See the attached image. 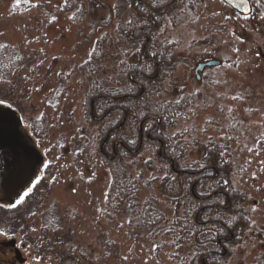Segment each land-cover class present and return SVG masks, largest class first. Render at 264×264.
Returning a JSON list of instances; mask_svg holds the SVG:
<instances>
[{"label": "rangeland", "instance_id": "1", "mask_svg": "<svg viewBox=\"0 0 264 264\" xmlns=\"http://www.w3.org/2000/svg\"><path fill=\"white\" fill-rule=\"evenodd\" d=\"M63 1L0 0V42L14 47L28 60L8 85L1 86L0 93L9 96L11 92L10 99L18 104V110L13 111L22 132L43 160L31 185L16 198L0 196V206L12 207L29 188L33 190L34 184L41 192L46 183L42 211L61 218L57 235L72 234L69 242L78 240L88 248L89 264H187L189 249L181 245L178 250L173 245L165 224L145 233L137 229L126 208L119 212L106 209L110 182L106 165L110 163L98 158L97 131L85 124L89 80L80 67L90 60L97 45L103 55L96 62L98 69L91 81L115 79L122 61L140 64L130 43L125 45L128 54L116 60L118 52L100 42L105 34L115 36L117 25L130 18L126 13L116 18L118 6H122L116 0H79L86 14L81 22L74 23L72 14L62 11ZM249 1L255 11L251 19L231 11L221 0H201L191 9L184 0L177 11L162 17L156 31L159 41L178 44L172 47L173 52L188 50L197 33L200 45L192 50L210 52L224 63L217 70L215 89L205 91L212 98L203 96L202 104L178 115L168 133L170 139L186 144L184 164L198 162L200 146H220L224 161L231 165V186L246 199L242 205L246 217L256 221L254 230L238 235L229 258L221 264H264V0ZM20 5L26 9L15 11ZM52 16L57 17L54 22H50ZM34 37V42H26ZM187 86L194 89L192 84ZM130 87L129 83L115 82L106 86L127 94ZM167 97L151 94L149 100L173 101ZM131 106L137 113V106ZM0 107L12 110L4 103ZM141 157L148 160L149 155L143 153L120 165L130 169L127 172L132 177L144 173L146 181L152 180L151 189L140 183L139 205L150 200L169 217L173 205L160 184L163 173L146 172L139 162ZM254 203L259 204V210L252 213ZM128 220L132 223H126ZM28 223L32 231L23 237L0 236V264H58L57 254L41 258L24 240L39 239L40 219L34 217ZM11 242L14 246L10 248ZM154 244L163 247L153 252ZM125 255L127 260L122 259Z\"/></svg>", "mask_w": 264, "mask_h": 264}, {"label": "flooded vegetation", "instance_id": "2", "mask_svg": "<svg viewBox=\"0 0 264 264\" xmlns=\"http://www.w3.org/2000/svg\"><path fill=\"white\" fill-rule=\"evenodd\" d=\"M183 1L173 0L170 5L168 3L163 9L155 10L146 0H134L132 11L139 23L136 28L127 34V38L132 47L134 46V56L140 64L130 63V65H150V69L145 67L146 73L136 71L129 74L130 93H119L121 95L116 94L115 96L100 95L94 98L91 101L89 110L87 111L86 107L84 108V113H88L85 124L97 131L94 139H96V152L99 159L108 163L116 162L120 164L123 161L135 160L146 153L149 155L148 160L142 157L139 160L142 169L150 174L162 172L160 184L165 188L168 187L169 181L175 180L173 179L175 176H178V183L183 186L185 184H183L182 178L186 179L190 199L195 203L197 210L199 212L210 210L213 217H216L218 214L215 210H229L230 202L228 196L224 193L228 190L224 187V183L213 186L214 183L218 182L217 170L213 166L206 167L203 165L201 167V160L204 155H207V148H211L213 145L200 146L198 162L184 164L186 144L182 145L168 136L174 122L178 119V115L185 114L190 109L202 104L203 96L207 95L206 98H212L211 94H206L205 91L215 89L217 70L224 65L210 52H194L192 50L196 49L198 44L200 45L201 40H197L199 35L197 33H195L196 37L193 39L194 45H188L189 49L185 51H181V49L178 52H173L171 51L172 47H176L178 44L168 43L165 40L164 42L159 41L156 36V31L160 28V26H157L158 20L161 18L159 23L162 25V17L164 18V16L177 11ZM199 1L201 0H187V5L191 9ZM158 15H160V18H158ZM196 40L197 42H195ZM162 48H166V53ZM138 50L140 54L137 53ZM153 52L165 54L164 59L155 60L151 54ZM217 62H219V65H211V63ZM135 75L141 82L135 81ZM189 84H192L194 89L188 90L187 85ZM145 92L148 94V101L151 94L159 97L166 95L167 98H172L173 101H163L165 105H170L167 110L173 111L172 115L167 112L166 116L163 114V118L161 115L151 114L138 120L139 110L134 113L132 107L123 106L124 100L131 105L139 97H142ZM96 99L99 100L96 101ZM178 100L182 106L180 109L173 106L178 104L176 103ZM115 102L120 105L112 106L110 104ZM95 103H105L108 106L105 105V107L102 106L96 109ZM165 119V124H162ZM37 154L40 162L29 170L24 169L22 177L29 178L38 170L43 160L38 152ZM145 161L148 162L145 163ZM156 165L159 168L155 169ZM1 168L0 175L3 179H6V182L10 181L17 173L15 164L8 161H3ZM20 186H3V188H0V196L6 198V200L16 198ZM208 186L210 187L208 188ZM223 187L225 188L224 191H222ZM219 195L223 197L221 200L224 201L225 199L226 206L225 203L220 204L214 201L216 196ZM198 226L201 228L199 234L201 240H203V245L209 247L208 252L204 255L203 264H221V261L228 259L234 246L232 228L228 230L225 224L217 220L198 221ZM221 228L225 229L224 232L218 231ZM8 245L10 248L14 246L11 243H8Z\"/></svg>", "mask_w": 264, "mask_h": 264}, {"label": "trees", "instance_id": "3", "mask_svg": "<svg viewBox=\"0 0 264 264\" xmlns=\"http://www.w3.org/2000/svg\"><path fill=\"white\" fill-rule=\"evenodd\" d=\"M122 6H118V12H116V18L119 17L122 13L130 18L128 21L132 23L118 24L117 30L115 32V36L111 37L105 34L101 38V43L104 44L107 48L116 50L118 52V56L116 60H119L121 55L128 54L126 52V44L129 43L127 38V34L139 23L136 19V16L133 14L132 5L134 0H116ZM148 4L153 7L155 10H161L164 7L169 5L173 2V0H146ZM63 12L71 13L72 19L71 21L74 23H79L85 17L86 14V7L83 2L79 0H69V4L65 5L64 1L61 6ZM26 6H17L14 8L15 11L25 10ZM167 13V12H165ZM255 11L253 9L252 14L247 18H252ZM122 16L119 18L121 19ZM160 18V15H158ZM161 21L160 19L158 20ZM157 21V22H158ZM157 24L159 27L161 23ZM99 42V44H100ZM163 49V48H162ZM164 53H166V48L163 49ZM124 52V53H123ZM13 53L15 55L13 56ZM140 54V51L137 52ZM103 52L100 51V45H97V48L91 53L90 60L85 63L82 67H80L82 74H85L88 77V84H87V91H86V103L85 107L87 111L91 106V101L94 98H97L100 95H108V96H115L119 94L118 92L121 90H112L106 88L111 82L125 84L128 82V76L132 72H144L146 73L145 65H130L127 61L125 63H121L119 66V71L117 72L116 78L108 81L107 79H100V80H90L91 76L95 74L96 69H98L96 62H100L102 60ZM165 55V54H164ZM163 53L156 52V55L153 56L154 59H164ZM20 57H23V63L20 62ZM166 58V57H165ZM26 58L24 57L23 53L16 50L14 47L10 46L7 50H0V74L3 75V80L0 81V90L2 85H8L9 81L15 77L16 73L19 72L23 67L27 66ZM123 62V61H122ZM136 82H141L139 78L135 75L134 76ZM115 93V94H111ZM125 92H121L124 94ZM119 94V95H121ZM9 96H4L0 93V99H4L6 105H8L12 110H18V104L16 101L12 102L10 99L11 92L8 93ZM12 96V95H11ZM99 99H96V101ZM123 106L132 107L129 102H126ZM123 101V102H124ZM137 109H139L138 113V120L141 117L149 116L151 114L162 116H166V113L169 112L172 115L173 111H168L167 107L170 105H165L163 101L159 102H150L148 101V94L147 92L144 93L142 97H139L137 100L133 102ZM112 106L120 105L119 103H110ZM105 103H95V108L98 107H105ZM108 106V104L106 105ZM180 109L181 103L173 105ZM166 119L162 124H165ZM164 127V126H162ZM222 148L220 146H212L211 148H207V155H204L201 163L202 165L208 167L213 166L218 172V182L214 185H220L224 181H228V184L224 187L227 188V191H224V187L222 191L228 196L230 207L229 210L221 211L215 210L217 214L229 219L232 223V233L234 236L233 243L236 244L238 241V235H240L243 231L250 230L248 226V220L242 219L241 217H246V211L242 207L245 203L246 199L244 198L243 194L233 189L230 182V173H231V165L228 162L224 161L222 157ZM106 167L109 170L110 175V182L108 186L107 193L105 195V206L108 211L119 212L123 208L127 209V212L131 216V220H134L135 226L138 230H141L145 233H150L156 226L160 224H165L166 229H173V231H167L169 236V240L172 241L179 238L180 246H176L178 250L182 247L181 245L187 246L189 249V253L192 252L194 249L198 250L201 255L199 259L192 260L191 264H203L204 255L208 252L209 247L206 245H202L200 242L201 240L199 231L201 228L198 226V221H206L209 222L210 220H217L225 224L224 219H217L213 217V213L210 210H203L199 212L195 207V203H193L190 199L189 188L186 185V179L182 178L183 184L185 186L178 183V176H175V180L168 182V187L165 188L169 196V200L171 202V216L167 217L163 212L157 210L155 205L150 200L144 201L142 205H139L138 198L140 195V183L146 189H151V181H146L144 178V173H140L137 177H132L127 171L130 169H125L120 164L116 162H112ZM170 179V178H167ZM34 180V176L30 183L20 189L19 192L24 191L31 185L32 181ZM43 191L39 192L40 190H35L36 186L33 188V192L30 193L27 197L24 198L23 203L17 205L16 207H9L6 208L4 206H0V229L6 233L7 236L12 238H17L19 235L24 233H29L32 228V225L28 222L32 220L34 217L40 219V229L38 230L39 239L34 240L32 238H25L24 240L30 243L33 247V250L36 254L40 255L41 258L46 256L47 254H53L58 257V264H89L88 255V248L86 246H82L81 243L77 240L75 242H69L72 240V234L66 235H57L56 231L61 227V218L57 215L47 214L46 211H42V201L43 197L45 196L46 190L48 189V185L44 183ZM210 186H208L209 188ZM171 197H174L173 199ZM171 198V199H170ZM223 198L222 196H216L214 201L219 203V201ZM225 201V199H224ZM226 206V202L224 204ZM34 213V215H33ZM235 216V220H231V217ZM160 217L159 219H156ZM254 228L251 229V231ZM191 233H195V235H190ZM68 237V240L66 239ZM175 243H173L174 245ZM65 250L62 251V248L65 246ZM177 245V244H175ZM205 248L208 250L205 251ZM65 252V253H64Z\"/></svg>", "mask_w": 264, "mask_h": 264}, {"label": "water", "instance_id": "4", "mask_svg": "<svg viewBox=\"0 0 264 264\" xmlns=\"http://www.w3.org/2000/svg\"><path fill=\"white\" fill-rule=\"evenodd\" d=\"M229 9L247 17L251 15V6L248 0H221ZM219 65L211 63V65ZM30 140L23 134L20 121L13 110L0 107V173L1 163L8 161L15 164L17 173L6 182L0 175V188L3 186H20V189L29 181V178L22 177L24 169H31L40 162L39 155L29 143ZM13 244V242H11ZM17 258H19L17 256Z\"/></svg>", "mask_w": 264, "mask_h": 264}, {"label": "snow or ice", "instance_id": "5", "mask_svg": "<svg viewBox=\"0 0 264 264\" xmlns=\"http://www.w3.org/2000/svg\"><path fill=\"white\" fill-rule=\"evenodd\" d=\"M64 3H65V5H68V4H69V0H64ZM72 18H73V17H70V19H72ZM56 19H57L56 16H52L50 22H54ZM128 23L131 24L132 22H131V21H128ZM0 35H3V34L0 33ZM36 39H37V38L34 37L33 40H26V42H27V43H32V42H34ZM45 42H47V41H45ZM9 47H10L9 44H7V43H3V42H0V50H7ZM41 51H44V50L41 49ZM234 51H237V52H238L239 49H234ZM151 54H152L153 56L156 55L155 52H153V53H151ZM14 55H15V53H13V56H14ZM53 58L56 59V57H53ZM20 62L23 63V57H20ZM122 63H123V62H122ZM231 66H232V65H229V67H231ZM145 67H146L147 69H150V65H146ZM236 67H239V65H236ZM27 78H28V77H25V79H27ZM2 80H3V75L0 74V81H2ZM9 83H10V81H9ZM36 91H39V89H36ZM239 98H240V97H235V96L233 97V99H239ZM179 102H180L179 100L176 101V103H179ZM3 103H5V100H4V99H0V104H3ZM249 150L251 151V149H249ZM147 162H148V161H145V163H147ZM201 167H203V165H202ZM152 179H156V177H152ZM173 179H175V177H173ZM37 183H38V181H37ZM223 183H224L225 185H227V184H228V181H224ZM33 187H35V184L33 185ZM257 191H259V189H257ZM31 192H32V188H29L28 191H26V192L24 193V195L21 196L20 199L16 201V204L12 205V207H16L17 205L23 203L24 198L27 197ZM219 203H220V204H224L225 201L220 200ZM258 210H259V204H258V203H254V204L251 206L250 211H251L252 213H255V212H257ZM33 215H34V213H33ZM159 218H160V217H157L156 219H159ZM241 218H242V219H247V220H248V226H249V229H250V230H251L252 228L255 227V224H256V221H255V220H252L250 217H241ZM217 219H224L226 228H227L228 230H231V228H232V223H231V221H230L229 219H227V218H225V217H223V216H220L219 214L217 215ZM235 219H236L235 216H232V217H231V220H235ZM126 223L131 224L132 221H131V220H128V221H126ZM119 227H123V224L119 225ZM224 230H225L224 228L218 229V231H221V232H224ZM33 231H35V229H33ZM166 231H173V229L169 228V229H166ZM3 235H6V233L3 232L2 230H0V236H3ZM190 235H195V233H191V232H190ZM213 238H214V237H213ZM173 243L177 244V246H180V244H179V238L177 237L176 239H174V240H173ZM200 243L203 245V241H201ZM19 246H20V245L17 244V247H19ZM161 247H163V246H162V245H159V244H154V245H153V248L151 249V251L155 252L158 248H161ZM207 250H208V249L205 248V251H207ZM200 255H201V253H200L198 250L194 249L192 252H190V253L188 254L187 264H191V261H192V260H197V259H199ZM37 259H39V258H37ZM122 259L127 260V259H128V256L125 255Z\"/></svg>", "mask_w": 264, "mask_h": 264}]
</instances>
